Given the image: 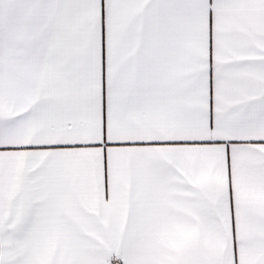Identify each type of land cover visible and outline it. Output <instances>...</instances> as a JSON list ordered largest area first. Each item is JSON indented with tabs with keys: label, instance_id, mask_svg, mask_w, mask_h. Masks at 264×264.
<instances>
[{
	"label": "snow or ice",
	"instance_id": "snow-or-ice-1",
	"mask_svg": "<svg viewBox=\"0 0 264 264\" xmlns=\"http://www.w3.org/2000/svg\"><path fill=\"white\" fill-rule=\"evenodd\" d=\"M0 264H264V0H0Z\"/></svg>",
	"mask_w": 264,
	"mask_h": 264
}]
</instances>
